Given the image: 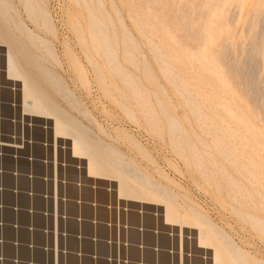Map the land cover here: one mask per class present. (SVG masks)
<instances>
[{"label":"rangeland","instance_id":"obj_1","mask_svg":"<svg viewBox=\"0 0 264 264\" xmlns=\"http://www.w3.org/2000/svg\"><path fill=\"white\" fill-rule=\"evenodd\" d=\"M7 1L14 36L75 103L46 86L53 100L103 149L116 150L177 204L222 228L249 261L264 262V231L252 221L264 224V0ZM27 1L46 20L28 11ZM91 13L100 15L113 57L92 33ZM22 26L53 55L38 40L35 48ZM11 89L1 92V104L20 107ZM8 108L1 119L10 124ZM31 134L46 138L42 130Z\"/></svg>","mask_w":264,"mask_h":264},{"label":"bare ground","instance_id":"obj_2","mask_svg":"<svg viewBox=\"0 0 264 264\" xmlns=\"http://www.w3.org/2000/svg\"><path fill=\"white\" fill-rule=\"evenodd\" d=\"M26 8L36 17L46 20L45 14L38 12L29 1ZM10 9L11 5L7 0H0V41L3 43H0V73H3L0 83V248L3 250L0 252V264H26V259L13 255L12 248L25 251L24 241L13 239V232L22 233L27 230L18 221L4 219V214L10 219L14 215L16 217L25 214L30 215L32 219L42 217V225L30 224V230L27 231L39 241H30L28 244L33 254H41L40 246L43 243L48 247L47 242L45 244V234L48 239L49 232L45 231L49 229L46 223L51 211L50 195L53 194L51 178H54L56 253L58 250L60 253L62 242L67 240L74 243L72 234L65 230V225L73 222L76 201L79 204L82 201L79 194L89 192L88 185L94 182L101 186L100 189L96 188L99 189L97 194L103 191L104 185L114 187L119 201L128 205L131 217L149 218L150 212L153 211L162 216L165 226L180 228L181 231H189L192 234L195 232L193 235L196 247L210 257L212 264H264L262 261H249L222 228L214 225L197 210L185 209L177 204L167 187L154 182L133 165L126 163L119 152L107 145L103 149L101 142L90 130L53 100L46 86L54 93L64 96L68 102L75 103L74 96L63 82L57 79L55 73L32 56L27 46L14 36L8 26ZM99 16L90 14L92 33L94 36H100L108 55L113 57ZM22 27L28 41L35 48L38 40L48 48L47 53L53 55L47 41L37 38L26 26ZM8 87L12 88L14 99L16 97L13 91L18 92L20 107L11 106L9 103L1 104V92L6 93ZM8 107L13 115L10 124L8 120L1 119V109L9 113ZM5 117H9V114ZM1 122L9 126L6 132L1 133ZM40 130L44 131L46 136L41 141L31 134ZM51 132L53 138L50 137ZM37 148H42L40 156L32 153L35 149L38 150ZM11 159L12 166L8 168L4 161L10 162ZM76 170L86 172L85 177L77 178ZM69 187L75 189L76 196L73 198L70 197V192L68 193ZM25 197L32 203L42 202V207H34L30 203L29 211H26L28 206L16 202L18 199L25 200ZM252 221L264 231L263 223L256 219ZM131 234L136 235L134 225ZM72 252L73 249L68 247L66 257L72 258ZM131 252V264L150 263L140 260L136 240L132 241ZM40 262L37 259L30 260V264H41Z\"/></svg>","mask_w":264,"mask_h":264},{"label":"built area","instance_id":"obj_3","mask_svg":"<svg viewBox=\"0 0 264 264\" xmlns=\"http://www.w3.org/2000/svg\"><path fill=\"white\" fill-rule=\"evenodd\" d=\"M76 172L77 178L85 177L84 172H80V170H76ZM51 182H53L51 184L53 194L50 195L51 211L49 212V223L48 221L46 223L49 229L44 230L49 232L48 239L47 234H45V244L47 242L48 247L46 248L43 243L40 246L42 249L41 254L32 253L28 243L39 241V239L30 235V231H27L30 230V224L42 225V217L41 219H32L30 215L25 214L16 217L14 215L10 219L9 216L4 214V219L13 220V222L18 221L27 230L22 233L13 232V239L24 241L25 251H17L12 248L13 255L26 259V264H30V260L35 259L41 261V264H73L71 263L72 260L74 264H131V245L132 241H135L131 234L132 225L136 230V248L139 251L140 260L149 261V264H194L199 260H202L203 264H212L210 257L196 247L195 236L191 232H183L178 228L173 229L165 226L162 216L156 215L153 211L150 212L149 218L138 216L137 223L134 224L128 205L119 201L115 188L109 187V185L102 186L106 201L101 202L98 200L99 194H97L101 186L94 182H90L88 185L90 199L84 196L85 191L79 194L82 201H80V204L76 201L73 222L65 225V230L72 234L73 245L71 246L72 243L66 240V242H62L60 253L59 250L56 253L54 178H51ZM98 187L99 189L96 190ZM27 199L25 197V200L18 199L16 202L21 205V200H24L26 203L22 205L28 206L26 211H29L30 203L32 206L37 207L36 202L32 203L30 199L29 201ZM40 207H42V202ZM22 217H26L24 222L20 219ZM146 219H150L152 225H146ZM72 225L75 226L74 230H71ZM6 234L4 232L5 236H7ZM23 234L25 235L24 239L21 237ZM147 237H150V242L147 241ZM163 240H166L165 246L162 245ZM68 247L73 249L72 258L66 257ZM2 251V248H0V252ZM4 252H6V249ZM23 252H26L25 257L22 256ZM163 258H166L164 262Z\"/></svg>","mask_w":264,"mask_h":264}]
</instances>
